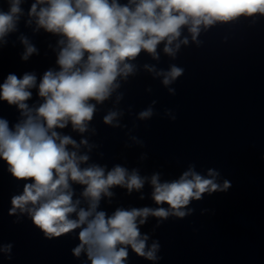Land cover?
Wrapping results in <instances>:
<instances>
[{"label": "clouds", "instance_id": "1", "mask_svg": "<svg viewBox=\"0 0 264 264\" xmlns=\"http://www.w3.org/2000/svg\"><path fill=\"white\" fill-rule=\"evenodd\" d=\"M21 3L9 0L8 10H0V40L16 30L23 14ZM255 14L264 15V0H128L124 5L117 0H35L28 15L35 18L38 27L64 39L59 41L63 45L56 61L59 71L48 70L40 80L38 94L44 102L38 108L31 109L26 103L32 95L29 89L36 87L34 74L26 73L22 78L9 74L0 85V100L16 105L25 117L14 128L0 118V159L7 163L13 177L32 181L25 183L23 194L12 197L11 213L27 211L49 237L79 228L80 243L74 254L86 252L91 264H125L129 247L140 257L157 260L159 243L148 247L149 237L141 233L139 225L149 216L184 218L191 200L202 199L206 192H226L231 182L217 183L219 173L211 169L208 178L190 168L178 180L163 183L153 175L152 199L168 208L117 209L109 217L96 211L102 194L111 195L113 186L126 187L129 192L139 190L144 179L135 170L129 174L122 166H115L107 174L98 165L81 168L88 156L69 151V145L77 147L76 141L55 129L71 123L73 130L85 132L95 111L90 101L106 100L119 87L118 77L134 71L135 66L128 61L141 51L158 58L157 46L164 42V52L174 55L171 45L181 36L182 28L188 27L195 39L201 25ZM21 40L26 45L23 59L27 60L36 49L26 38ZM183 72L173 65L163 83L170 84ZM151 114L148 109L140 116ZM116 116V112H110L104 122L111 124ZM70 181L85 186L87 210L77 211L79 201L72 200ZM73 213L76 219L70 218Z\"/></svg>", "mask_w": 264, "mask_h": 264}]
</instances>
